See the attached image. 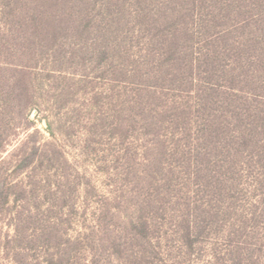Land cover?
I'll return each mask as SVG.
<instances>
[{
	"label": "rangeland",
	"instance_id": "obj_1",
	"mask_svg": "<svg viewBox=\"0 0 264 264\" xmlns=\"http://www.w3.org/2000/svg\"><path fill=\"white\" fill-rule=\"evenodd\" d=\"M70 3L29 41L0 0V264H264V98L220 61L246 3Z\"/></svg>",
	"mask_w": 264,
	"mask_h": 264
},
{
	"label": "trees",
	"instance_id": "obj_2",
	"mask_svg": "<svg viewBox=\"0 0 264 264\" xmlns=\"http://www.w3.org/2000/svg\"><path fill=\"white\" fill-rule=\"evenodd\" d=\"M242 1L246 4L242 6L243 11H240L243 17L238 22V26L245 30L246 33L248 31V38L243 42V49H240L239 47L232 48L230 50L231 53H228L229 47L222 48V54L232 55L235 64L232 65V63H226L225 65V56H222L223 58L220 59V61L222 62L224 72L230 73L227 67L230 69L232 72L231 76L236 84L248 83L254 86L255 91L257 90L254 93V96L261 99L264 98V0ZM7 2L9 4L6 6L11 8L15 17H19V21L24 29L27 30L26 33L28 36L26 37V40L29 41L36 36L44 39L49 24L51 25V23H55L61 25L64 20V15L60 13V8L62 12L64 6L69 9L73 8L70 0H7ZM227 6H229V4ZM163 16L165 22L172 27L170 33L173 32V38L171 39L170 44H174L177 49L180 44L177 43L178 39L183 36L186 40L190 35L187 32V29L183 28V22H181L183 16L181 15L179 19H176L175 16L171 17L170 14H165ZM228 28L230 31V27ZM220 38L225 40L222 36L217 38V40ZM217 48L220 47L218 46ZM211 51L215 50L211 49ZM219 52H221V48ZM240 69L242 70V73L240 72ZM255 73L259 74L257 78L255 77ZM27 77L28 75L26 72L22 70L18 84L20 89L17 90L15 99L18 102L16 103V108L19 115H24L26 117L28 115L27 112L31 107V96L28 88L21 87L20 83L22 82L21 80L27 81ZM239 90L242 91L240 88ZM1 167L2 165H0V169ZM7 187L5 181H0V201L2 203L8 202L10 197L9 189Z\"/></svg>",
	"mask_w": 264,
	"mask_h": 264
}]
</instances>
